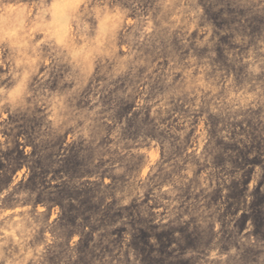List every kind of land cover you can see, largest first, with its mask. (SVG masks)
<instances>
[{
  "label": "rangeland",
  "instance_id": "374dc122",
  "mask_svg": "<svg viewBox=\"0 0 264 264\" xmlns=\"http://www.w3.org/2000/svg\"><path fill=\"white\" fill-rule=\"evenodd\" d=\"M51 2L77 52L0 47V264H264V0L0 10Z\"/></svg>",
  "mask_w": 264,
  "mask_h": 264
},
{
  "label": "bare ground",
  "instance_id": "6f19581e",
  "mask_svg": "<svg viewBox=\"0 0 264 264\" xmlns=\"http://www.w3.org/2000/svg\"><path fill=\"white\" fill-rule=\"evenodd\" d=\"M170 1H172V0H170ZM54 2H55V0H54ZM52 4H51V6H52ZM173 8H175V7L173 6ZM169 10H171V9L169 8ZM20 11L22 12L23 16H25L24 21H23L24 23L16 25V26L15 25L7 26V23L9 22L8 20L10 18L14 17V15ZM72 11H74L72 9V7H71V9H69V11H67L66 9H62L60 6L59 7L54 6V4H53L51 9H49V12L52 13L53 17L56 20H53L52 22H50L48 24H41V23H39L33 19V17H34L33 14L35 12V9L33 6H31V7H25L24 6L21 8L15 7L13 9L10 8V9L5 10L3 12L0 10V29H5L4 33L2 35H0V47L3 44L4 45L5 44H11V45H14L17 47L22 45V46L26 47L28 50L34 51V48H33L34 43L32 41H34L33 37L35 35H38L39 37H42L43 39L49 37L50 39L56 40L60 44L61 48L63 46V48L68 52H71V51L77 52V46H76V45H78L77 41L71 42L70 40L67 39V36H66L67 35V21L72 16V14H73ZM68 12H69V14H67ZM95 14H96V12H95ZM99 14H101V13H99ZM118 14L119 13H117V15ZM98 16H100V15H98ZM114 16H116V15H114ZM100 18H102V17H100ZM96 19L98 21L99 18L96 17ZM102 28H106L109 30L116 29L112 24H105ZM1 52L2 51L0 50V57H1ZM2 62H5V60L2 61L0 59V64H2ZM24 229H26V230L24 232L22 231V233H20L18 235H15V234L12 236L8 235V237H6V239L4 238L5 242H2V245L0 244V251H4V250L8 251L9 250V251H11V254L9 253L8 255L16 257L14 255L15 254L14 250L17 249L19 244H20L19 248H23L25 244L23 243L24 245H22L21 242H26V238L29 235V230H27V227H25ZM5 235H7V233H5ZM2 253H4V252H2ZM4 255L2 258L5 257ZM11 259L12 258L9 257V261H11ZM3 260H5V259H3Z\"/></svg>",
  "mask_w": 264,
  "mask_h": 264
}]
</instances>
